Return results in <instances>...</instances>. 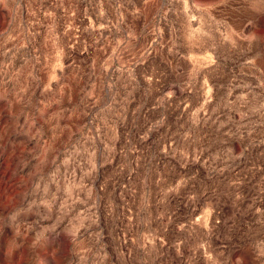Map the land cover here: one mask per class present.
<instances>
[{
    "label": "rangeland",
    "instance_id": "374dc122",
    "mask_svg": "<svg viewBox=\"0 0 264 264\" xmlns=\"http://www.w3.org/2000/svg\"><path fill=\"white\" fill-rule=\"evenodd\" d=\"M0 264H264V0H0Z\"/></svg>",
    "mask_w": 264,
    "mask_h": 264
}]
</instances>
